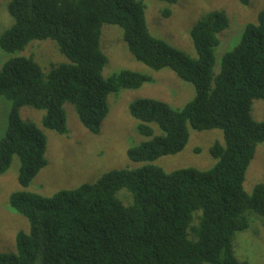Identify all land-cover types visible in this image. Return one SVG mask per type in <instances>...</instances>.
I'll return each instance as SVG.
<instances>
[{
    "label": "trees",
    "instance_id": "trees-1",
    "mask_svg": "<svg viewBox=\"0 0 264 264\" xmlns=\"http://www.w3.org/2000/svg\"><path fill=\"white\" fill-rule=\"evenodd\" d=\"M238 1L248 6L251 0ZM8 12L13 24L0 37L3 51L14 54L33 41L51 40L67 59L49 73L24 56L0 69V95L11 102L8 129L0 137V175L18 157L23 189L47 166L48 147L45 133L21 117L23 107L44 111V128L67 135L65 105L71 104L85 129L98 135L111 93L154 82L129 70L104 79L105 25L123 30L138 62L155 71L170 69L197 94L181 110L152 99L130 105L139 132L151 138L128 151L130 161L147 164L142 168L110 171L96 183L52 197L13 193L10 207L28 221L29 231L17 234V253L0 254V264H249L237 258L234 239L250 228L251 217L264 219V183L251 195L244 189L264 145V121L253 117L255 101L264 100V11L224 55L219 73L215 51L230 24L225 12L208 13L192 27L195 59L150 33L144 0H12ZM191 128L223 131L224 145L211 149L214 168L167 173L148 164L181 153ZM124 189L133 204H124L129 194L124 202L118 198Z\"/></svg>",
    "mask_w": 264,
    "mask_h": 264
},
{
    "label": "rangeland",
    "instance_id": "rangeland-1",
    "mask_svg": "<svg viewBox=\"0 0 264 264\" xmlns=\"http://www.w3.org/2000/svg\"><path fill=\"white\" fill-rule=\"evenodd\" d=\"M12 0H0V37L13 24L8 12ZM147 27L150 33L163 40L191 58H198L191 39L192 27L211 12H225L229 18V28L220 35L221 44L215 51V72L219 73L224 55L232 51L241 41L245 28L258 22L260 12L264 11V0H251L248 6L238 0H180L168 5L158 0H144ZM170 10V15L164 12ZM102 51L107 57L103 77L108 80L112 75L129 70L153 77L154 82L145 84L136 90H121L108 97L109 115L102 125L100 134L90 133L79 120L74 107L65 105L69 133L59 135L43 126L44 111L25 106L21 117L38 126L47 136V166L39 172L29 187L23 189L19 184L20 160L13 158L9 170L0 175V254L17 253L16 236L19 232L29 231L28 221L11 209L10 196L18 191L52 197L60 191H72L84 184L96 183L103 175L114 170H137L145 163H134L128 158V151L147 143L151 138L143 136L140 124L130 115L132 103L152 99L162 101L176 110L183 109L196 98L195 87L179 79L170 69L152 70L138 62L130 53L124 41V32L118 26L105 25L101 38ZM31 57L44 73L55 66L67 62L58 45L51 41H33L21 52L9 54L0 48V69L4 63L14 57ZM11 102L0 95V137L8 129ZM253 117L264 121V100L253 105ZM156 134L161 131L156 125ZM190 140L185 149L174 156L159 158L148 163L172 173L188 168L209 171L217 161L211 154L216 143L224 145L222 130L198 132L190 129ZM264 183V145H259L256 155L249 166L244 183L245 191L251 195L257 185ZM129 194L121 190L118 198ZM125 205H131L134 197L127 195ZM126 200V197H125ZM264 219L251 217L250 228L238 232L234 239L235 254L238 259L249 264H264Z\"/></svg>",
    "mask_w": 264,
    "mask_h": 264
}]
</instances>
